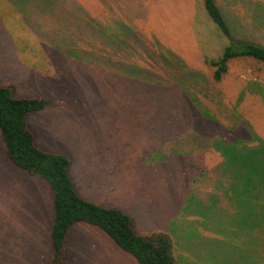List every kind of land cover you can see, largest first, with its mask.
Segmentation results:
<instances>
[{"label": "rangeland", "instance_id": "rangeland-1", "mask_svg": "<svg viewBox=\"0 0 264 264\" xmlns=\"http://www.w3.org/2000/svg\"><path fill=\"white\" fill-rule=\"evenodd\" d=\"M32 1L27 19L4 12L1 37L32 62L43 41L61 74L13 97L48 101L27 125L70 160L80 197L114 201L137 235L168 234L176 264H264V64L236 58L213 80L231 41L202 0ZM216 2L232 40L264 48V0ZM53 218L49 186L9 161L0 136V264H49ZM65 248L64 264H138L84 223Z\"/></svg>", "mask_w": 264, "mask_h": 264}, {"label": "trees", "instance_id": "trees-1", "mask_svg": "<svg viewBox=\"0 0 264 264\" xmlns=\"http://www.w3.org/2000/svg\"><path fill=\"white\" fill-rule=\"evenodd\" d=\"M203 7L219 31L231 43L217 61L213 80L219 82L227 73L229 61L250 58L264 64V48L255 44L240 43L231 39L216 0H202ZM48 106L43 98H15L9 88H0V136L2 149L11 163L30 176L44 180L52 193L54 218L50 233L52 255L49 264H64L66 238L76 223H84L101 229L114 244L129 254L138 264H176L171 237L163 232L137 235L131 218L115 208H104L84 200L77 193L69 176L70 160L60 154L40 149L27 125V118ZM264 180V173H261ZM236 181V178H235ZM245 188L242 198L252 196ZM263 191L264 189L261 188ZM259 231L264 235V194L259 195ZM263 238V237H262ZM261 243H264V238Z\"/></svg>", "mask_w": 264, "mask_h": 264}, {"label": "crops", "instance_id": "crops-1", "mask_svg": "<svg viewBox=\"0 0 264 264\" xmlns=\"http://www.w3.org/2000/svg\"><path fill=\"white\" fill-rule=\"evenodd\" d=\"M34 5L35 1L32 0H0V88H9L12 91V95L32 94V87L36 85L50 84L51 87L52 81H58L56 78L61 74L59 69H61L60 62L63 60V56L49 52L45 46L46 44L43 41L41 42V40L37 39L36 44L41 45L43 50L46 51V55L43 54L40 57V61L38 58H36V63L32 62L29 52H25L23 54L21 53V49L18 47L19 43L21 44V42L16 43L10 38V42L6 47L5 39L1 37V33L4 34L6 26L7 16L4 12L13 13L17 20L21 19L19 16L20 14H23V17L27 19L28 15L26 13L32 11L31 7ZM32 41V39L26 40L27 43L31 44L33 43ZM53 69L54 72L51 73ZM36 96L40 98L41 95L25 98H37ZM96 172L98 173V171ZM101 181L104 182L105 186L107 185L104 180ZM81 184L83 183L78 182L79 187ZM109 189L110 195H115V188L111 189V186H109ZM92 202L98 204L97 202ZM105 208L118 207H116V203L111 200L110 204Z\"/></svg>", "mask_w": 264, "mask_h": 264}]
</instances>
